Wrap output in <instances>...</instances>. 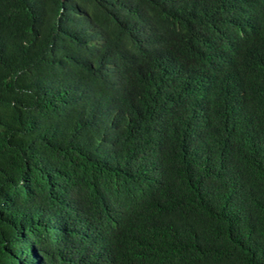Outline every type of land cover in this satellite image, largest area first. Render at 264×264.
I'll return each instance as SVG.
<instances>
[{
  "label": "trees",
  "instance_id": "16d2710c",
  "mask_svg": "<svg viewBox=\"0 0 264 264\" xmlns=\"http://www.w3.org/2000/svg\"><path fill=\"white\" fill-rule=\"evenodd\" d=\"M0 264H264V0H0Z\"/></svg>",
  "mask_w": 264,
  "mask_h": 264
}]
</instances>
